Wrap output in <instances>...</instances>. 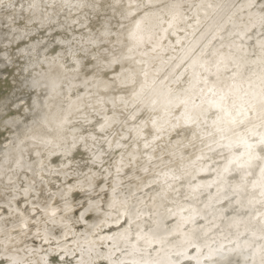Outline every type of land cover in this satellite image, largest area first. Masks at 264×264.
Returning <instances> with one entry per match:
<instances>
[{
    "label": "bare ground",
    "instance_id": "1",
    "mask_svg": "<svg viewBox=\"0 0 264 264\" xmlns=\"http://www.w3.org/2000/svg\"><path fill=\"white\" fill-rule=\"evenodd\" d=\"M82 256L264 264V0H0V264Z\"/></svg>",
    "mask_w": 264,
    "mask_h": 264
},
{
    "label": "snow or ice",
    "instance_id": "2",
    "mask_svg": "<svg viewBox=\"0 0 264 264\" xmlns=\"http://www.w3.org/2000/svg\"><path fill=\"white\" fill-rule=\"evenodd\" d=\"M169 15H171V14L169 13ZM163 23H165V21L161 17V24H163ZM169 26H171V22H169ZM139 28H140V25L138 24L137 25V31H134L130 34V39L133 42L134 48L135 47H141L143 45V42H144V38L139 32ZM161 30L165 34V37H166L167 29L162 28ZM162 38H164V37H162ZM142 55H145V54L142 53ZM121 71H123V69H120L119 71H117L115 68H113L111 70L110 74L114 75V76L119 75ZM101 188L103 189V185H101ZM109 207L112 208L113 212H115V216H111V213L109 215L112 219H114L116 221V223L110 225V227L118 228L125 223L123 220H120V218H119L120 215L123 214L122 213V207L123 206L119 201H116L113 204L109 205ZM101 208L102 209L104 208L103 203H101ZM82 215H83V219L85 220V222H87L90 219H93V214L91 212H88V213L82 214ZM80 264H90V262H89V260L84 259L82 256Z\"/></svg>",
    "mask_w": 264,
    "mask_h": 264
}]
</instances>
